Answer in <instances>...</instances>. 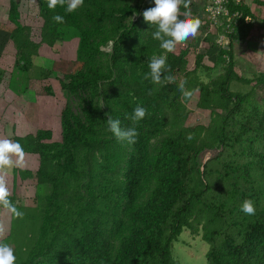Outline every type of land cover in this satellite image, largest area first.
<instances>
[{
    "label": "trees",
    "instance_id": "obj_1",
    "mask_svg": "<svg viewBox=\"0 0 264 264\" xmlns=\"http://www.w3.org/2000/svg\"><path fill=\"white\" fill-rule=\"evenodd\" d=\"M20 1L8 0L7 7V19L15 26L9 35L14 69L29 78L39 48L71 40L75 60L63 64L79 67L67 73L38 69L42 79H56L65 95L58 114L61 142L44 143L51 132L42 130L12 138L25 153L39 157L34 174L14 171L21 180L36 181V205L30 207L17 203V186H11L9 198L24 213L23 218L11 215L21 234L18 251L27 249L17 264H179L173 243L183 230L195 233L199 225L209 246L206 264H264V73L239 76L233 60V46L247 43L253 28L254 16L244 2L229 4L242 18L227 47H217L209 33L202 37L215 47L213 66H204L199 53L188 71L187 49L167 53L166 74L175 79L153 84L143 76L148 59L163 50L142 15L155 6L153 0H84L71 14L36 0L42 22L38 42L20 20ZM56 14L64 16L63 24L52 20ZM110 41L111 51L105 52ZM215 69L218 74L212 75ZM197 73H206L208 82ZM38 74L34 69V79ZM185 80L198 92L197 109L221 111L214 113L211 127H181L188 113L178 89ZM9 82L16 95L17 87L29 89L19 78ZM236 82L249 88L230 91ZM43 91L54 96L50 86ZM137 104L148 116L133 125L127 117ZM107 114L123 128L135 126V144L120 142L107 130ZM205 148L219 152L201 169L196 158ZM49 161L50 176L43 167ZM246 199L254 201V216L237 207ZM200 216H205L203 224Z\"/></svg>",
    "mask_w": 264,
    "mask_h": 264
},
{
    "label": "rangeland",
    "instance_id": "obj_2",
    "mask_svg": "<svg viewBox=\"0 0 264 264\" xmlns=\"http://www.w3.org/2000/svg\"><path fill=\"white\" fill-rule=\"evenodd\" d=\"M7 7H8V0H0V106L5 105L4 110H8L9 112L16 110L17 112L20 111L25 103L22 102L17 95L18 98L16 99L13 93L7 91L8 83L11 77L19 78L23 82L28 85L29 90L26 92L25 90L22 91L21 88L17 87L18 92L26 93L28 95L35 93L38 95V99L41 97L48 98L43 91L45 86H50L54 93L52 98L48 100L53 101L55 103V117L57 118L62 106L64 104L65 95L62 93L58 81L52 77L48 79H42L40 70H46V73L50 72V70L54 69L59 73H67L71 72L74 68L73 65L63 64V62H71L75 60V49L76 43L75 41L71 40V42L67 43H55V45L51 48L47 46H42L37 51V54L32 58V71L30 73L29 78H25V74L19 72V70L14 69L15 63V52L13 46L9 42V35L15 29V26L11 24L7 19ZM192 9V7H190ZM192 10L194 12H192ZM191 10V14L193 18H199L201 20V26L198 30V33L195 37L189 38L186 45H177L175 51L172 53L177 55L181 50L187 49V70L192 71L195 68V56L197 54H203L204 58L202 60V64L204 66L211 67L214 65L213 55L215 52V47H211L208 44H205L201 37L209 33L215 36V28L211 27L205 23V19L203 17L204 14L199 12L197 8ZM19 11H20V20L21 22L31 27L33 31V39L38 42L39 41V33L40 27L42 25L41 19L39 18L38 8L36 4V0H21L19 3ZM253 30L250 31L247 37V43L240 42L235 45L241 53H233V60L235 63L234 71L242 77L247 79H252L257 77L259 74L264 73V25L259 24L258 21H255ZM110 46V45H108ZM234 47V46H233ZM104 50V49H103ZM105 51V50H104ZM111 49L105 51L110 52ZM59 64L58 68L54 65ZM79 67V66H78ZM78 67L74 69V72L77 71ZM36 70L39 74L37 78L34 79L33 70ZM40 69V70H38ZM218 72L216 69L212 72V75H217ZM199 80L203 81L204 83L208 82V78L206 77V73H197ZM211 75V74H210ZM43 76V75H42ZM191 75L190 77H192ZM44 77V76H43ZM186 88L192 90L193 95L190 100L186 101L185 110L188 113L187 118L182 122L181 127L183 128H195V127H211L215 123V116L214 113H220V110L211 111L210 109H197L195 103L197 102L198 92L192 89V86L187 83ZM249 85L246 86L244 83H232L230 86V91L232 92H242L244 93ZM5 89L6 92L2 90ZM11 90V89H10ZM30 92V94H29ZM16 95V94H15ZM16 99V102H15ZM2 108V107H1ZM39 112H47L51 113V109L46 111H38ZM38 113L35 118L38 117ZM47 116H43L45 118ZM59 117V116H58ZM60 118V117H59ZM58 119V118H57ZM214 119V121H213ZM8 118L3 117L1 118V125L0 128L3 130L5 138L12 139L15 136L22 135L23 128L14 124V120L8 122ZM26 120V119H25ZM60 121V120H59ZM27 126V132L30 135H34L36 130L39 127H52L53 125L48 122H44V119L38 118L37 120H33L32 122H27L24 124ZM58 125V121H57ZM171 126V124H169ZM207 132V131H205ZM205 132L201 134L200 137L205 136ZM61 134L53 135L54 141L50 140L49 142H61ZM23 136V135H22ZM202 151V150H201ZM214 159V158H213ZM213 159H209L213 160ZM44 160H50V158L46 157ZM207 161V162H208ZM211 162V161H210ZM209 163V162H208ZM44 172L50 176L52 175L53 171L50 167V161L43 162ZM37 170V166L35 165L34 171ZM52 171V172H51ZM8 183L7 178L5 179ZM9 184V183H8ZM35 185L36 181L27 180L21 181L18 183V199L17 203L25 206L30 207V203L32 202L35 204ZM223 187H226V183L223 184ZM10 193H11V185H8ZM227 196V194H225ZM36 205V204H35ZM237 207H241V204H238ZM205 221L204 217H199V223L203 224ZM30 226V225H28ZM202 225L198 226V230L194 232H190L189 230H183L182 233L177 238V241L173 243V258L179 264H206V253L209 249L207 243L202 241ZM11 237L9 236L11 234ZM0 242L9 244L13 249L14 253L17 257L16 264L20 262V260L24 259L26 256L25 251L26 248H21V251H18L19 247L17 244L21 242L18 241L20 238V232L17 231L15 224L11 223V215L6 212V210L0 208ZM23 232V231H22ZM25 234V232H23ZM21 241V238H20Z\"/></svg>",
    "mask_w": 264,
    "mask_h": 264
},
{
    "label": "clouds",
    "instance_id": "obj_3",
    "mask_svg": "<svg viewBox=\"0 0 264 264\" xmlns=\"http://www.w3.org/2000/svg\"><path fill=\"white\" fill-rule=\"evenodd\" d=\"M46 3L49 10L55 11L59 7L71 14L84 5V0H46ZM153 3L155 6L145 10L142 15L146 23L154 26L152 39L159 42V48L163 52L148 59L149 71L144 74L143 79L150 80L153 84H166L175 79L171 74H166L169 71L167 53L175 51L177 45H186L189 38L195 37L200 29L201 20L192 17L190 0H153ZM52 20L57 24L65 22L64 16L60 14L53 15ZM111 43L110 41L109 44ZM186 84V80L181 81L178 89L185 101L190 100L193 95L192 90L186 88ZM146 116H148L147 109L137 104L127 118L135 125ZM106 126L118 141L129 146L136 143L139 133L135 126L123 128L120 120L113 119L110 114H107ZM192 138L191 134L186 137L188 140ZM24 156L25 152L21 144L7 138L0 139V172L13 166V157L18 158L19 161L23 160ZM10 195L4 175H0V207L15 218H23L24 213L10 200ZM240 210L247 216H254L256 214L254 201L244 200ZM16 260L14 249L9 244L0 242V264H16Z\"/></svg>",
    "mask_w": 264,
    "mask_h": 264
},
{
    "label": "crops",
    "instance_id": "obj_4",
    "mask_svg": "<svg viewBox=\"0 0 264 264\" xmlns=\"http://www.w3.org/2000/svg\"><path fill=\"white\" fill-rule=\"evenodd\" d=\"M205 1L206 0H190V5H191L190 7H192V9L197 8V10L199 12H201L202 14H205L204 13L205 12ZM242 1L244 2V5L250 10V12L254 16V18L251 20V22L253 23V26H254L255 21H258L259 24L264 25V22H263V19H264V0H242ZM257 3H260V4H257ZM192 9H190V10H192ZM192 12H194V11L192 10ZM208 25L213 27V25H211L210 23H208ZM253 29L254 28H252V30ZM219 31H220L219 28H217V29L215 28L216 34H215V36L214 35L211 36V37L215 38V41L217 40V38L220 35ZM202 37H201V39H202ZM204 43L208 44L206 42H204ZM210 44L211 43H209L208 45L210 46ZM227 46H225V47H227ZM217 47H219V46H217ZM233 49H234L233 53L234 52H235V54L241 53L240 50L235 45H234ZM9 84H10V82L7 85L8 86L7 91H10L11 93H13V95L17 99L18 96L15 95V93L9 89ZM28 90H25V91L28 92ZM2 91L6 92L5 89H3ZM29 94H30V92H29ZM37 96L38 95H35V93L30 94V95H28L24 92L19 93V97L21 98L20 100L25 103V105L22 108H20V111L22 110L23 112H17L16 110L9 112L8 110H4L5 105H1L0 106V122H1V118L3 119V117L8 118L9 119L8 122L15 119L14 124L17 126H20V128H23V130H22L23 136L20 135V137H24L26 135H29L28 133H25V132H27V126L24 127L25 126L24 124H26L28 121L32 122L33 120H37L38 118L44 119V122L51 123L53 126L52 127H39L36 130V132L38 130L50 131L51 132V141L52 140L54 141L53 135L56 134L57 132H58V134H61V125H60V121H59L60 118L58 116H57L58 119L55 117L56 116L55 115V113H56L55 112V109H56L55 103L53 101L48 100L49 98H52L50 96H48V98L41 97L39 99ZM16 99H15V102H16ZM48 109H51V113H47V112H39L38 113L39 110L40 111H46ZM37 113H38V117L35 118ZM43 116H47V117L42 118ZM57 121H58V125H57ZM0 126L3 127L4 125H1V123H0ZM36 132L34 133V135L36 134ZM0 139H5V135H4L3 130L1 128H0ZM47 142H49V141H44V143H47ZM13 161H14V164L11 168L4 169L3 172H0V175H4L5 179L7 178L8 183H9V184L7 183V185H11V186H12V184L17 185L21 181L29 180V179L21 180V178L16 177L14 175L15 170H26V171H29V172L34 174L37 171V170L34 171L35 165L37 166V169L39 167V157L36 154L25 153L23 160L18 161V158L13 157Z\"/></svg>",
    "mask_w": 264,
    "mask_h": 264
},
{
    "label": "built area",
    "instance_id": "obj_5",
    "mask_svg": "<svg viewBox=\"0 0 264 264\" xmlns=\"http://www.w3.org/2000/svg\"><path fill=\"white\" fill-rule=\"evenodd\" d=\"M241 0H206L205 23H210L213 27L219 28L220 35L215 41L217 46L223 48L229 44L228 35L233 32L237 20L242 18V12H231L229 4H238ZM246 19L245 22H248ZM110 45V44H109ZM111 49V45L104 48L105 51Z\"/></svg>",
    "mask_w": 264,
    "mask_h": 264
},
{
    "label": "water",
    "instance_id": "obj_6",
    "mask_svg": "<svg viewBox=\"0 0 264 264\" xmlns=\"http://www.w3.org/2000/svg\"><path fill=\"white\" fill-rule=\"evenodd\" d=\"M219 150L218 149H203L199 154L197 155L196 162L200 166L201 169H203L204 165L207 163L209 159H213L218 155Z\"/></svg>",
    "mask_w": 264,
    "mask_h": 264
}]
</instances>
